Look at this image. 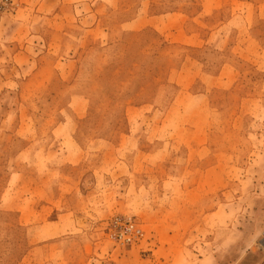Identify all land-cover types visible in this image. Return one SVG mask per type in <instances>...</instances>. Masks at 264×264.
Wrapping results in <instances>:
<instances>
[{
    "label": "rangeland",
    "instance_id": "1",
    "mask_svg": "<svg viewBox=\"0 0 264 264\" xmlns=\"http://www.w3.org/2000/svg\"><path fill=\"white\" fill-rule=\"evenodd\" d=\"M139 2L90 3L92 10L96 8L100 13L104 5L119 6L120 10L112 11L109 21H105L113 33L109 46L101 45L96 33L86 31L83 26L60 30L59 26L56 29L43 25L39 26L38 35H34L37 37L27 35L26 28L10 26V20L16 19L13 15L23 5L22 0H12L11 9L0 14V194L7 181L11 184L0 203V264H203L199 261L204 252L198 245L201 236L195 230L197 218L193 216L185 225L178 222L182 234L173 237L167 235L170 226L163 218L165 207L171 202L159 190L166 163L173 161L178 165V171H173L177 181L191 179L197 172L195 161L182 164L181 142L170 143V154L161 163L139 166L137 162L134 175L113 169L118 159L132 162L135 148L143 152L152 141L163 142L181 131V123L173 119L178 111H170V126L161 132L149 120L147 111L152 101L159 109L155 119H159L175 95L173 87L166 88L163 83L165 73L180 64L182 52L165 50L154 33H148L151 37L117 34V24L133 15ZM84 9L87 5L79 7L78 13ZM36 30L37 26L28 28L31 34H37ZM52 31L61 35L52 36ZM16 37H23L27 57L15 56L14 51L21 46L14 41ZM63 52L74 59H54ZM162 55L168 58L149 60ZM146 74L150 76L152 90L143 91L140 101L133 100L132 96L137 94L135 81ZM255 77L256 74H250V78ZM235 96L234 93L229 99ZM176 101L183 104L186 98ZM135 102L147 106L134 110ZM261 118L264 119V111ZM259 132L258 139L252 138L242 151L264 152V126ZM125 133L135 136L127 139L122 136ZM71 147L81 148L89 155L82 164L57 176L62 182L60 194L64 196L68 191L72 194L79 188L94 193L69 205L75 207L74 218H83L62 220V230L49 226L38 230L39 224L52 223L50 218L54 214L49 213L52 207L45 206L38 218V202L24 198L23 220L21 182L32 184L42 177L44 162L53 158L46 155V150ZM26 148L36 153L27 154L22 160L18 153ZM101 148L111 154L96 155ZM237 157L234 162L241 164L243 159L244 163L237 165L239 171L233 172L231 180L220 189V214L211 220V226L215 223L213 240L217 251L209 264H264V154ZM134 182L141 186H134ZM172 202L174 206L180 205L175 199ZM67 206L63 203L60 209ZM116 215L133 217L140 224L144 239L139 246L124 248L106 236L105 223ZM189 224L193 228L186 229ZM155 227L161 234H157ZM168 243L174 244V250L166 249ZM207 247L210 252L211 246Z\"/></svg>",
    "mask_w": 264,
    "mask_h": 264
},
{
    "label": "crops",
    "instance_id": "2",
    "mask_svg": "<svg viewBox=\"0 0 264 264\" xmlns=\"http://www.w3.org/2000/svg\"><path fill=\"white\" fill-rule=\"evenodd\" d=\"M22 1L23 5L13 15L16 19L10 20V26L26 28L27 35H32L33 38L37 37L34 35H38L39 26L43 27V25L60 30L66 26L76 28L83 26L86 31L96 33L101 45L109 46L113 43L112 28L105 21H109L112 11L120 10L119 6L104 5V10L100 13L96 8L92 10L90 5L97 0ZM139 1L133 15L117 24V34L151 37L148 33H154L160 38L165 50L179 49L182 52L179 53L180 64L165 73L167 77L163 83L166 88L173 87L175 95L167 104L164 113H160L159 119H155L159 109L152 101H149V111H147L149 120L157 124L160 132L170 126L168 125L170 111H178L176 113L178 116L174 114L173 119L181 123V131L172 134L163 142L158 139L152 141L143 152L135 148L131 153L134 155L132 162L125 163L122 159H118V164L113 169L118 172L126 171L129 176L130 173L134 175L137 162L139 166H154L161 163L170 154V143L180 141L183 148L182 164L195 161L197 172L191 179L177 181L173 178V171H178V165L173 161L166 163L165 177L161 179L159 190L165 197L171 199L170 205L165 207L166 214L163 217L165 224L170 226L167 235L173 237L182 234L178 222L185 225L195 216L197 218L195 230L201 236L198 238L200 240L198 245L204 252L199 261L209 264L211 257L214 259L217 251V243L213 240L215 223L213 222L212 226L210 224L211 220L214 221L220 214V189L226 181L231 180L230 175L232 176L233 172L239 171L240 167L237 165L242 166L241 164L244 163L243 159L240 164V161L234 162L233 158L237 159V156L242 155L244 159L251 156L261 157L264 154L260 149L242 151L252 138L258 139L261 133L259 131L264 126V119L261 118L264 111V29L262 28L264 0ZM82 5H87V9L78 13V8ZM24 16L28 18L23 19ZM34 26H37V34L28 31V28ZM51 34L61 35L57 31H52ZM22 39L23 37L14 38L18 45L21 44L14 51L15 56L21 58L27 57L26 52H28L26 43ZM65 44L66 42L63 46ZM62 54L56 55L54 59L63 61L74 59L73 55L66 52ZM163 57L168 58L162 55L149 60H161ZM252 73L256 74L254 79L250 78ZM148 75L139 76L135 81L134 90L137 94L132 96L133 100L140 101L143 91L152 90ZM234 93L235 99L230 100V96L232 97ZM182 97L186 98V102L180 104L176 100ZM146 106L147 104L135 102L132 108L139 110ZM122 136L130 139L135 135L125 133ZM104 142L107 143L108 140ZM104 148H101L96 155L109 156L111 152ZM46 152L47 156L53 158L44 162L45 172L42 177L32 184L25 183L24 180L21 182L23 190L21 218L23 220L26 218L24 198H33L38 202V218L45 206L52 207V211L48 210L50 214H54L50 218L52 221L50 225L42 223L37 229L41 230L49 226L52 229L62 230L61 221L72 219L76 215L72 211L75 207L71 208L69 205L74 201L86 200L94 191L86 192L79 188L72 194V191H68L62 196L60 194L62 182L57 176L82 164L89 152L75 147L69 150L49 149ZM34 153L36 151L30 152L26 148L21 149L18 156L23 160L27 154ZM21 171L24 178L25 169ZM88 182L84 181V183ZM10 185V181H7L0 194V203L6 198L7 188ZM140 186L136 185V187ZM89 188L91 189V186ZM173 199L176 200V204H180L178 207L174 206ZM63 203L68 206L61 210L60 205ZM79 218L83 217L75 216L74 219ZM188 228H193V225L189 224L186 229ZM154 230L157 234H161L159 228L155 227ZM209 234H212V237H209ZM209 245L212 248L210 252L207 247ZM174 247L173 243H168L166 249L174 250Z\"/></svg>",
    "mask_w": 264,
    "mask_h": 264
},
{
    "label": "built area",
    "instance_id": "3",
    "mask_svg": "<svg viewBox=\"0 0 264 264\" xmlns=\"http://www.w3.org/2000/svg\"><path fill=\"white\" fill-rule=\"evenodd\" d=\"M12 5V0H0V14L10 10ZM104 230L114 244L124 248L139 246L144 239V232L137 220L125 215L111 217L105 223Z\"/></svg>",
    "mask_w": 264,
    "mask_h": 264
}]
</instances>
